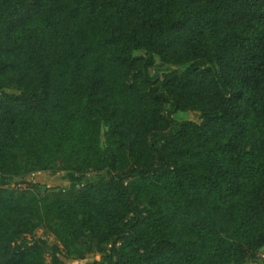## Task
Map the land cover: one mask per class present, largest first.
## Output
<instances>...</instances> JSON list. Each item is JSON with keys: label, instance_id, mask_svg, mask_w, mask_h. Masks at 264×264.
<instances>
[{"label": "trees", "instance_id": "trees-1", "mask_svg": "<svg viewBox=\"0 0 264 264\" xmlns=\"http://www.w3.org/2000/svg\"><path fill=\"white\" fill-rule=\"evenodd\" d=\"M59 171L66 189L25 180ZM263 247L264 0H0V264Z\"/></svg>", "mask_w": 264, "mask_h": 264}, {"label": "rangeland", "instance_id": "rangeland-1", "mask_svg": "<svg viewBox=\"0 0 264 264\" xmlns=\"http://www.w3.org/2000/svg\"><path fill=\"white\" fill-rule=\"evenodd\" d=\"M156 64H158V60L156 59ZM179 67L176 66H168V65H157L153 69L150 70L151 75H158L161 76L163 72H168L171 70L178 69ZM6 93L17 95L18 92L15 90H5ZM173 120L176 122L181 121H192L194 123H199V114L197 112L187 111V112H177L172 115ZM105 131V128H101V141H102V135ZM249 148V145H247V149ZM65 173L63 171L59 172H37L34 174H30L25 177V180L32 182L33 184H36L37 189L42 192L46 188H62L66 189L69 186V183L64 179ZM90 177L94 174L90 173ZM19 178H15L13 183L10 185L12 188H25L24 185H16V182H18ZM43 237V230L38 229L33 234L27 236V238L32 242L34 239ZM44 239L48 241L49 243H52V237L51 236H45ZM101 259V256L97 253L89 254L84 257L82 260H78L75 257H70L69 261H67V264H90L93 262H98ZM49 258H46V263L48 264ZM255 264H264V247L261 248L257 253V261Z\"/></svg>", "mask_w": 264, "mask_h": 264}]
</instances>
